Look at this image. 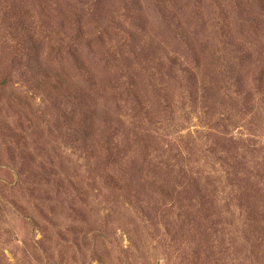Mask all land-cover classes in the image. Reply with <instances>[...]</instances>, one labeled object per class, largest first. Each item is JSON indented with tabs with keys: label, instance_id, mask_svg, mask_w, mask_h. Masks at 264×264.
<instances>
[{
	"label": "rangeland",
	"instance_id": "374dc122",
	"mask_svg": "<svg viewBox=\"0 0 264 264\" xmlns=\"http://www.w3.org/2000/svg\"><path fill=\"white\" fill-rule=\"evenodd\" d=\"M0 264H264V0H0Z\"/></svg>",
	"mask_w": 264,
	"mask_h": 264
}]
</instances>
